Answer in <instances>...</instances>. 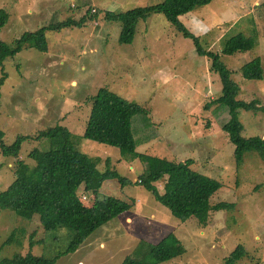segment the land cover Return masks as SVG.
Returning a JSON list of instances; mask_svg holds the SVG:
<instances>
[{
	"label": "rangeland",
	"instance_id": "rangeland-1",
	"mask_svg": "<svg viewBox=\"0 0 264 264\" xmlns=\"http://www.w3.org/2000/svg\"><path fill=\"white\" fill-rule=\"evenodd\" d=\"M164 0H0L8 12L0 32L11 45L26 31L72 18L85 22L60 31L46 30L49 50L25 48L0 67V130L11 145L17 135L36 136L61 125L75 136L79 150L106 161L132 183L103 181L98 197L135 200L129 210L89 236L72 254L60 255L55 264H122L130 258L152 264L154 247L175 236L184 252L162 264H224L239 245L246 257L237 264H264V159L250 152L237 167L231 143L222 126L229 109L212 104L222 94L220 76L207 57L198 56L194 42L177 31L162 13L138 21L133 42H119L121 22L106 20L105 11L116 13L151 6ZM91 9L87 14V9ZM96 11V14H92ZM180 21L200 38L202 49L219 54L241 89L238 100H259L264 106V0H214L208 6L183 14ZM256 40L253 50L225 55L227 41L237 33ZM261 58L263 79L246 80L241 72L249 61ZM100 88L134 102L145 112L131 119L137 152L173 161L191 159V168L219 180L223 186L211 203L234 202L232 210L213 211L206 228L194 217L182 222L160 203L145 185L137 183L146 166L139 159L121 157L118 148L82 139L91 98ZM245 138H264V111H240ZM77 138V139H76ZM46 142L29 140L22 157L32 149L44 150ZM0 153V192L13 181L15 162ZM95 180L91 185L98 186ZM163 191L164 180L156 183ZM81 201L91 204L95 193L79 190ZM85 196V199H83ZM14 230H22L3 246ZM69 231L46 232L40 214L32 220L10 209H0V259L14 255L54 258L69 242ZM33 245V246H32ZM153 258L151 257V260ZM156 264V263H155Z\"/></svg>",
	"mask_w": 264,
	"mask_h": 264
},
{
	"label": "trees",
	"instance_id": "trees-1",
	"mask_svg": "<svg viewBox=\"0 0 264 264\" xmlns=\"http://www.w3.org/2000/svg\"><path fill=\"white\" fill-rule=\"evenodd\" d=\"M213 1L164 0L155 5L135 7L119 13L105 11L104 17L106 20L121 22L119 42L122 45L133 42L138 21L145 19L152 12L162 13L177 31L194 42L198 56L207 57L211 62V70L220 76L223 85L222 94L212 104L207 105V108L212 105H222L229 109L231 117L223 124L222 129L235 146L234 156L237 167L240 168L247 153L255 152L264 159V138H245L244 125L239 113L264 111V106H260L257 99L251 102L238 100L241 89L231 79L232 72L221 61L219 54L202 49L200 38L195 37L179 18L195 9L208 6ZM90 11L91 9L88 8L87 14ZM92 14H96V11ZM7 18L8 12L3 8L0 9V32L7 23ZM85 19L86 17L82 16L78 21L68 18L51 22L36 31L24 32L22 37L14 40L11 45L0 39V67L3 77L5 76L3 63L7 58L15 57L27 47L35 48L42 53L48 52L46 30L60 31L71 26L79 27ZM255 46L256 40L253 37H247L240 32L227 41L223 54L231 56L246 53ZM241 72L246 80L261 81L263 79L261 58L246 63ZM2 82L3 78L0 84ZM141 111L145 112L136 103L129 102L106 88H100L91 98L82 139L118 148L122 158L127 156L144 163L146 172L142 173L136 182L152 191L155 198L182 222L194 217L201 227L206 228L211 212L234 209V202L211 203V198L223 184L213 177L193 170L191 159L177 162L165 157L137 152L131 132V119ZM3 137L4 134L0 130L1 155L21 159L15 162L12 183L6 190L0 192V209H10L27 220H32L35 214H40L46 232L66 229L69 231V242L66 249L54 258L34 257L31 253L27 256L17 254L0 259V264H55L60 255L74 253L97 229L115 220L134 205V199L130 202L116 196L98 197L97 189L105 180L116 179L121 186L132 181L122 176L116 169H111L108 160L105 169H99L100 159L82 153L75 136L66 127L61 125L47 127L35 137L17 135L11 145H5ZM29 140L46 142L44 150L34 148L27 154V158L35 162L33 167L25 162L26 159L22 157L21 152L23 144ZM95 180H98L99 184L93 187L91 183ZM161 180H164L163 191L156 184ZM81 188L85 193H95L91 204L85 205L81 201L79 193ZM18 232L24 233L22 230H14L3 246L17 241L15 235ZM183 252L179 241L172 236L154 247L149 259L152 264H162ZM246 255L243 246L239 245L225 259L224 264H237ZM122 264L143 263L127 258Z\"/></svg>",
	"mask_w": 264,
	"mask_h": 264
},
{
	"label": "built area",
	"instance_id": "built-area-1",
	"mask_svg": "<svg viewBox=\"0 0 264 264\" xmlns=\"http://www.w3.org/2000/svg\"><path fill=\"white\" fill-rule=\"evenodd\" d=\"M83 199H85V196H83Z\"/></svg>",
	"mask_w": 264,
	"mask_h": 264
},
{
	"label": "clouds",
	"instance_id": "clouds-1",
	"mask_svg": "<svg viewBox=\"0 0 264 264\" xmlns=\"http://www.w3.org/2000/svg\"><path fill=\"white\" fill-rule=\"evenodd\" d=\"M83 192H84V190H83Z\"/></svg>",
	"mask_w": 264,
	"mask_h": 264
}]
</instances>
